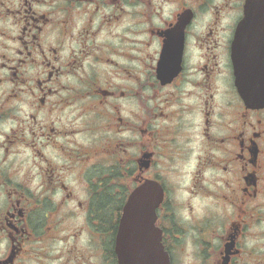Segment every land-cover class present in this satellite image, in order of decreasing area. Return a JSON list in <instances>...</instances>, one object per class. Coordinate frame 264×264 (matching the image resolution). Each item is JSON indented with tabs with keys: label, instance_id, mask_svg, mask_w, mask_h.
Masks as SVG:
<instances>
[{
	"label": "flooded vegetation",
	"instance_id": "flooded-vegetation-1",
	"mask_svg": "<svg viewBox=\"0 0 264 264\" xmlns=\"http://www.w3.org/2000/svg\"><path fill=\"white\" fill-rule=\"evenodd\" d=\"M111 180L171 264H264V0H0V264H119Z\"/></svg>",
	"mask_w": 264,
	"mask_h": 264
},
{
	"label": "water",
	"instance_id": "water-1",
	"mask_svg": "<svg viewBox=\"0 0 264 264\" xmlns=\"http://www.w3.org/2000/svg\"><path fill=\"white\" fill-rule=\"evenodd\" d=\"M236 82L240 92L247 97L248 88L258 83L246 78L248 65L246 53L237 51L234 56ZM258 102L259 100H253ZM163 199V191L156 183L132 192L123 208L116 239V253L120 264H170L168 254L161 243L160 229L155 225L156 209Z\"/></svg>",
	"mask_w": 264,
	"mask_h": 264
},
{
	"label": "rangeland",
	"instance_id": "rangeland-1",
	"mask_svg": "<svg viewBox=\"0 0 264 264\" xmlns=\"http://www.w3.org/2000/svg\"><path fill=\"white\" fill-rule=\"evenodd\" d=\"M100 167L102 166H99L98 164H96L95 167H91L90 170H89V175L90 176H93L95 174V169H99ZM73 185H74V190H75V194L78 195L79 198H81L82 200H85V199H89V197L86 195V193L84 192V187H85V183L83 182V184H79L77 179L75 178L73 181H72ZM94 183L97 184V180H94ZM109 184V187H108V195L107 196H111L113 198H111L113 201H114V204L112 205L111 209L109 210L110 214H104V217L106 219V221L108 222H114L118 216V213H119V210H120V207H121V200L125 198L124 194L121 192L123 189H127V191H129L130 189V185L129 184H126L125 186H121L122 190L119 189L118 187V182L115 181V180H111L108 182ZM127 196V195H126ZM106 202V200H105ZM191 245H188L187 246V249L188 251L191 250ZM185 256V253L182 255V258L183 259ZM196 260L195 258H191L189 260V258H185V262L184 264H196ZM201 262V261H200Z\"/></svg>",
	"mask_w": 264,
	"mask_h": 264
},
{
	"label": "trees",
	"instance_id": "trees-1",
	"mask_svg": "<svg viewBox=\"0 0 264 264\" xmlns=\"http://www.w3.org/2000/svg\"><path fill=\"white\" fill-rule=\"evenodd\" d=\"M111 198H113V197H111L109 195V196H104V197H102L100 199V202L105 203V205H108V208H109V209L107 208V210H105V212L103 213V215L104 214H110L109 210L111 209L112 205L114 204V201ZM105 200H106V202H105Z\"/></svg>",
	"mask_w": 264,
	"mask_h": 264
}]
</instances>
